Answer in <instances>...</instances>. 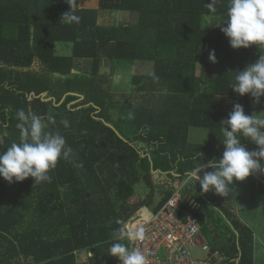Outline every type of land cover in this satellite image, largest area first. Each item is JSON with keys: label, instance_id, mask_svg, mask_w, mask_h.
Segmentation results:
<instances>
[{"label": "trees", "instance_id": "16d2710c", "mask_svg": "<svg viewBox=\"0 0 264 264\" xmlns=\"http://www.w3.org/2000/svg\"><path fill=\"white\" fill-rule=\"evenodd\" d=\"M210 3L100 0V10L133 18L105 27L98 25L99 10L81 8L79 0L74 14L81 19L72 24L62 20L67 0H0V152L20 140V110L38 116L46 131L63 135L70 150L50 173V183L35 185L29 178L10 185L0 178V264H78L81 251L91 253L95 264H119L109 254L113 233L126 230L157 192L162 200L155 212L162 208L198 163L222 157L221 122L237 103L246 115L255 111L250 96L231 89L235 72L248 67L247 58L234 65L228 38L220 27H207L209 17L227 19L229 0H216L215 12ZM58 44L72 45L71 54H57ZM213 50L215 62L209 60ZM245 50L252 54L250 65L264 55L255 45ZM82 60L92 61L91 72H79ZM137 63L151 64L152 71L131 75L123 86L132 95L125 104L115 102L114 74L104 67ZM225 98L230 106H223ZM192 129L208 130V142L191 143ZM242 144L258 150L250 141ZM162 174L170 179L163 186L156 182ZM258 177L264 182L258 173L234 181L229 196L212 191L222 212L208 211L206 204L203 213L185 201L180 213L206 229L212 224L221 239L212 246L229 257L227 264L256 263L254 232L235 209L236 203H256L263 193ZM142 182L151 192L137 200ZM190 190L201 199L199 183L189 180L185 194ZM118 242L130 247L126 238Z\"/></svg>", "mask_w": 264, "mask_h": 264}, {"label": "clouds", "instance_id": "9594fccd", "mask_svg": "<svg viewBox=\"0 0 264 264\" xmlns=\"http://www.w3.org/2000/svg\"><path fill=\"white\" fill-rule=\"evenodd\" d=\"M67 3L69 11L63 14L62 20L68 24L79 23L81 18L74 14L76 0H67ZM215 3L216 0H212L208 5L213 12ZM226 16L219 27L232 49H248L253 45L264 49V0H229ZM209 60L215 62L214 50L209 53ZM235 74V82L231 85L233 92L240 97L250 96L254 104H261V98H264V55ZM17 119L20 140L12 142L5 152L0 153V178L10 185L29 178L35 185L50 183V173L69 155L64 136L46 131L47 125L38 116L29 117L23 110L17 112ZM62 123L65 128L69 127L67 120ZM221 124L224 125L220 140L224 147L222 157L207 165L198 163L199 167L188 172L187 176L195 185L199 183L203 193L214 191L225 197L233 191L234 181L243 182L257 173L264 175V116L246 115L243 106L237 103ZM242 139L254 143L258 150L249 151ZM200 155L198 153L195 159ZM207 168L212 170L206 171ZM125 238L143 241L145 229L116 230L113 233L116 242L109 248L110 256L119 264H148L139 248L118 242Z\"/></svg>", "mask_w": 264, "mask_h": 264}, {"label": "built area", "instance_id": "2783aa9c", "mask_svg": "<svg viewBox=\"0 0 264 264\" xmlns=\"http://www.w3.org/2000/svg\"><path fill=\"white\" fill-rule=\"evenodd\" d=\"M185 198L180 191L150 217L141 215L127 230L143 227L145 239L129 242L130 248H139L148 264H217L223 259L220 251H212L201 235V226L193 216L182 217ZM193 250L202 253L196 257ZM196 257V258H195Z\"/></svg>", "mask_w": 264, "mask_h": 264}, {"label": "rangeland", "instance_id": "374dc122", "mask_svg": "<svg viewBox=\"0 0 264 264\" xmlns=\"http://www.w3.org/2000/svg\"><path fill=\"white\" fill-rule=\"evenodd\" d=\"M65 1V0H64ZM99 1L100 0H79V7L82 8H88V9H94V10H99V19H98V25L99 26H105V27H119L122 24H126L129 22L133 21V18L126 13H122V12H116V11H102L100 10V6H99ZM221 25V18L219 17H209L207 19V27L210 28H219V26ZM56 52L59 55H70L72 52V45H68V44H58L56 46ZM234 53H232L229 50V54L230 55H234L235 59L234 61V65L238 64L237 62L241 59V61L245 58H247V60H245L244 64L249 66L252 60V54L248 53L245 49H239V50H235L233 51ZM231 57V56H230ZM232 61V62H233ZM114 64H110L107 67H104L103 71H107L109 73H113V78L115 80V84H114V101L115 102H119L122 104H125L127 101V96L132 95L131 92L124 90L125 86H123L124 84H127L130 81V76L134 75V74H139V75H145L148 74L152 71V65L149 63H137L135 65H133L132 67H128V68H123L124 66H121L120 68H115ZM92 69V61L91 60H82L79 63V72L83 73L85 71L91 72ZM201 71V64L198 65V69H197V75H200ZM50 101V100H49ZM231 100H228L227 98H225V100H223V106L227 107L230 106ZM77 101H74L70 104V106L75 105ZM250 103L252 105V107L254 108L255 111V115H260V116H264V104L261 102V104L257 105L254 104L252 98L250 97ZM209 131L206 129H192L190 132V140L191 143H195V144H205L208 142L209 140ZM2 141V139L0 138V142ZM1 153V152H0ZM206 171H211L210 168L205 169ZM203 175V172H201ZM169 182L170 179L168 178L167 175L162 176V179L160 180L161 183L163 182ZM143 183V182H142ZM186 183H189V179L187 178V180H184L183 185H185ZM180 183H178L179 185ZM136 194H137V200H144L148 197L149 194V190L148 187L145 186V183L139 185L137 187L136 190ZM206 197L208 198V201L211 202L212 200V192L209 191L207 193H205ZM214 208H217L216 204H213ZM249 210H252V206L248 208ZM247 220L248 223H251L252 225L256 222H252L254 218H252L250 221L249 219L245 218V217H241ZM249 220V221H248ZM261 221H264L263 219H261ZM204 236L208 239L211 240V237L208 235V233L206 231H203ZM260 254H264L263 250L261 249ZM193 254L195 256H203L202 253L198 252L197 250H193ZM196 258V257H195ZM81 259L82 261H85L86 259H88V256H86L85 254L81 255Z\"/></svg>", "mask_w": 264, "mask_h": 264}, {"label": "crops", "instance_id": "0c3cea01", "mask_svg": "<svg viewBox=\"0 0 264 264\" xmlns=\"http://www.w3.org/2000/svg\"><path fill=\"white\" fill-rule=\"evenodd\" d=\"M0 138L2 139V137H0ZM2 143H3V139L0 142V145H2ZM164 175H167V174H162V176H164ZM201 175H202V173H201ZM162 176L161 177L160 176H156V182H157V184L163 186V185H166V184H165V182H163V183L160 182V180L162 179ZM176 177H177V175H176ZM258 182H260V184H261L260 185L259 183H257L259 185V187L261 186L260 190H263V193L261 195L258 194L256 203L255 204H244V202H243L242 204H239V203L235 202L237 204V206H238L235 209V211L239 214L240 217H245V218L249 219L250 221H252L251 219L254 218L252 222L253 223L256 222V221L258 222V223H255V224L252 225L251 223H248L246 219L241 218L243 220V222L245 223V225L250 227V228H252V230L254 232V237H255L254 245H255V248H256V263L255 264H264V254H260V252H259L261 249L264 252V221H261V219L264 220V182L259 177H258ZM183 183H184V181L177 186L176 192L180 191L182 193V195L184 196V198H185L188 193L185 194L184 190L188 187V183H186L185 185H183ZM148 190H149V194H150L151 189L149 187H148ZM189 193L192 196L191 190L189 191ZM205 195H206L205 193H202V195L199 196V198H201L199 200H196L198 198L194 199L193 196H192V198L195 201V206H196L193 209H197V210H200L203 213H205V211L202 210V207H204V206H206V204H208L211 208H213V209H211V208L207 209L208 211H213L214 213L215 212H222L221 208L219 207L221 202L220 201H215L213 199V195H212V200L210 202V201H208V198ZM144 200H146V199H144ZM161 200H162V195H161V193L157 192L156 199H154V202H152L151 206L143 207L133 217H131L130 220H128V222L126 223V230H127V225L131 226L133 223L138 221L137 219L142 217L141 215H144V216H146L148 218L153 213H155V211H156L155 208L159 206ZM213 204H216L218 209L214 208ZM251 206H252V210H249L248 208L251 207ZM148 213H149V215H148ZM205 219H206V223H208L209 217L207 215H205ZM200 226H201V235L209 243V245L211 246L212 251L213 252L214 251H220V250H214V248L212 246V242L214 244L217 241L221 240L220 239V234H218V235L216 234L217 231L213 228L212 224L209 225L208 229L202 227L201 223H200ZM203 231H206L208 233V235L211 238L213 236V238L211 240H208L204 236ZM221 244H222V242H219L218 246H220ZM221 253L223 255V258H222L223 260L221 262H218L217 264H227L226 261L229 260V257H227L225 255V253H223V252H221ZM83 254L88 256V259H86L85 261H82V259H81V255H83ZM203 256H196V257L197 258L198 257L201 258ZM230 261L233 262L234 260H230ZM236 261H240V258H238ZM77 263L78 264H95V260L93 259V255L91 253H89L87 251H81V252L77 253Z\"/></svg>", "mask_w": 264, "mask_h": 264}, {"label": "water", "instance_id": "95a60500", "mask_svg": "<svg viewBox=\"0 0 264 264\" xmlns=\"http://www.w3.org/2000/svg\"><path fill=\"white\" fill-rule=\"evenodd\" d=\"M185 200H186V202H187L190 206H192L193 208L196 207V206H195V201H194V199L192 198V196H191L190 193H188V194L186 195Z\"/></svg>", "mask_w": 264, "mask_h": 264}]
</instances>
